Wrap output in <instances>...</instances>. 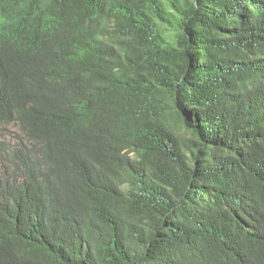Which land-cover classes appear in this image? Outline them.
Instances as JSON below:
<instances>
[{
  "label": "trees",
  "instance_id": "16d2710c",
  "mask_svg": "<svg viewBox=\"0 0 264 264\" xmlns=\"http://www.w3.org/2000/svg\"><path fill=\"white\" fill-rule=\"evenodd\" d=\"M0 264H264V0H0Z\"/></svg>",
  "mask_w": 264,
  "mask_h": 264
}]
</instances>
